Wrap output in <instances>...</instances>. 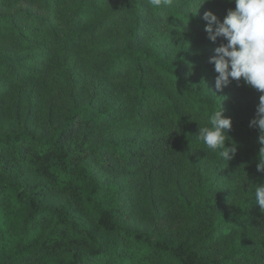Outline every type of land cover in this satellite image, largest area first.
Here are the masks:
<instances>
[{
  "label": "trees",
  "instance_id": "trees-1",
  "mask_svg": "<svg viewBox=\"0 0 264 264\" xmlns=\"http://www.w3.org/2000/svg\"><path fill=\"white\" fill-rule=\"evenodd\" d=\"M21 1L27 6L0 11V40L11 37L37 48L18 57L0 52V97L57 66L66 67L67 87H56L48 109L50 131H0V264H264V211L254 200L255 184L264 183L256 168L260 132L250 127L259 99L237 100L245 85L217 92L207 82L205 68L215 71L209 59L223 41H210L204 14L176 1L163 15L149 0ZM226 2L225 11H213L221 21L235 9L233 0ZM121 18L119 46L86 47ZM158 30L180 33L203 47L172 55L163 44L145 42V33ZM81 50L99 75L87 97L75 68L65 66V57ZM218 105L232 119L227 135L238 145L229 163L196 138ZM62 106L63 118L54 122ZM125 125L120 135L112 130ZM97 130L108 134L87 145ZM187 153L206 154L215 166L198 167L192 190L175 195L176 220L154 206V227L132 225L130 200L135 205L128 193L139 181L153 186L166 164ZM22 163L43 180L24 177ZM117 165L134 167L137 181L122 186L103 175ZM228 169L249 176L250 188L240 198L235 183L225 181ZM55 192L68 199L49 200ZM145 194L156 204L152 187ZM135 197L139 204L140 191ZM165 220H171L170 229Z\"/></svg>",
  "mask_w": 264,
  "mask_h": 264
},
{
  "label": "rangeland",
  "instance_id": "rangeland-1",
  "mask_svg": "<svg viewBox=\"0 0 264 264\" xmlns=\"http://www.w3.org/2000/svg\"><path fill=\"white\" fill-rule=\"evenodd\" d=\"M180 3L182 7L189 12H196L201 0H172ZM21 5L27 6L25 1L21 0H0V11L11 12L20 7ZM227 9L226 0H209V2L202 5L199 9V14H204L206 11L223 12ZM124 24V19H116L110 23L106 29L100 34L98 39L94 43L86 44V47L90 50L102 51L107 48L117 47L121 43V39L117 36L118 30ZM145 42L156 41L166 47L167 51L172 55H180L183 51L189 53H198L201 51L202 43L186 37L180 33H167L164 31H151L144 34ZM207 47L211 48L209 45ZM37 46L33 45V48L27 44L19 43L17 40L7 37L4 40H0V52L8 51L12 56L18 57L26 53L32 52ZM93 60H86V55L81 50L80 52L73 51L65 57V66H71L75 68L77 72V79L79 85L83 87L82 94L87 97L92 93L95 85L99 83V75L97 70L92 66ZM67 75L66 67L57 66L50 68L41 77L35 78V80H29L24 83L23 86H11L9 91L5 92L0 97V131H6L8 129H22L24 127L36 129V130H51V122L48 120V109L51 106L52 100L56 98L57 85H65L67 82L64 78ZM218 73L212 71L210 68H205V76L207 82L210 83L214 89L216 77ZM237 83L238 85H245L246 89L238 94L237 100L241 102H248L253 99H259L261 93L257 90L249 89L243 80H233L226 88L232 87ZM223 89V90H224ZM217 91V90H216ZM236 99V98H235ZM66 103V96H65ZM63 106L59 110H56L53 120L54 122H60L63 118ZM112 126V130L116 134L120 135L125 131V127ZM107 132H101L97 130L90 134L87 145L92 144L96 140L105 138ZM174 141V138L172 139ZM215 166L214 161L206 154L199 153H187L180 155L173 159L169 164L165 165L163 172H159L154 177L153 186L150 183H143L139 181L138 185H135V191L128 193L133 195L132 205L128 210L130 214L129 221L132 225H136L139 228H151L156 224L152 211L154 206L160 212H168L171 220H176L172 210L174 209V198L176 194L180 192L189 193L192 190V174L199 167L201 171H211V168ZM21 171H24V177L28 178L33 183H40L43 180V176L38 170L32 169L27 163L20 164ZM134 167L117 165L116 170L109 171L104 170L102 173L107 178H113L119 185H127L130 182L137 181V173L133 172ZM229 170V169H228ZM229 177H225V181L235 183L233 188L236 189V194L240 198L244 188H250L251 182L248 179V175L245 178L239 171L229 170ZM262 182L258 180L256 185ZM229 185V186H230ZM228 186V187H229ZM152 187L155 194L156 204H152L145 192ZM232 187H229L230 189ZM140 191V203L136 202V193ZM145 191V192H144ZM126 197V195H125ZM68 199V194L64 192H55L49 200L55 203H64ZM171 220H165V227L171 228Z\"/></svg>",
  "mask_w": 264,
  "mask_h": 264
},
{
  "label": "clouds",
  "instance_id": "clouds-1",
  "mask_svg": "<svg viewBox=\"0 0 264 264\" xmlns=\"http://www.w3.org/2000/svg\"><path fill=\"white\" fill-rule=\"evenodd\" d=\"M207 2L209 0H201L194 14ZM233 2L235 9H229L223 21L212 11H206L203 15L210 41H223L215 48V55L209 59V63L218 73L215 82L217 92H222L233 80L242 79L246 85L261 93L256 117L250 122V127L260 132L256 168L264 173V0ZM149 4L163 15V10L171 6L172 0H149ZM218 109L207 117L205 126L199 123L196 138L203 142L207 150L217 153L220 160L229 163L236 156L238 145L227 135L232 128V119L224 115L219 105ZM228 142H231V146ZM254 200L264 211V183L254 186Z\"/></svg>",
  "mask_w": 264,
  "mask_h": 264
}]
</instances>
